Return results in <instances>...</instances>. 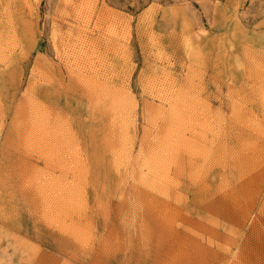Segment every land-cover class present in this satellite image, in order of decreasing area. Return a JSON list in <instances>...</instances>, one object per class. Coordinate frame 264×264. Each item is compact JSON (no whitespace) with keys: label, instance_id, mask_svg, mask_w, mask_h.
<instances>
[{"label":"rangeland","instance_id":"1","mask_svg":"<svg viewBox=\"0 0 264 264\" xmlns=\"http://www.w3.org/2000/svg\"><path fill=\"white\" fill-rule=\"evenodd\" d=\"M0 264H264V0H0Z\"/></svg>","mask_w":264,"mask_h":264}]
</instances>
